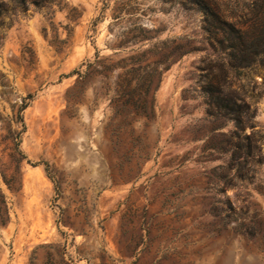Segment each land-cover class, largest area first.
<instances>
[{
  "label": "rangeland",
  "instance_id": "obj_1",
  "mask_svg": "<svg viewBox=\"0 0 264 264\" xmlns=\"http://www.w3.org/2000/svg\"><path fill=\"white\" fill-rule=\"evenodd\" d=\"M60 1L0 27V264H264V0Z\"/></svg>",
  "mask_w": 264,
  "mask_h": 264
},
{
  "label": "trees",
  "instance_id": "obj_2",
  "mask_svg": "<svg viewBox=\"0 0 264 264\" xmlns=\"http://www.w3.org/2000/svg\"><path fill=\"white\" fill-rule=\"evenodd\" d=\"M52 5H56L58 9L62 10L65 8V4L60 0H0V27H9L13 21L12 18L16 17V15L21 14L25 15L28 11L31 12H41L44 16L49 15V9ZM264 18V15H262ZM67 19L72 21L78 18L77 10L74 8L67 9ZM258 23H261L259 21ZM51 38L49 39V43L54 46L57 50H61L63 45L66 44L67 37L71 34V28L68 26H64L63 29L66 31L67 37L66 39H59L57 30L53 27L52 23L49 22ZM235 31V30H234ZM236 39L239 40V43H236V48L241 46L242 37L238 31H235ZM42 34L45 38L48 37V31L46 28H42ZM258 44L254 47V49L249 53V49L243 48L240 49L239 56H233L234 64L236 68H244L247 69L251 67L255 63V57L257 54L264 53V34L261 36L259 40H257ZM27 60L25 59L27 66L30 67L34 64L35 59L32 51L26 49ZM1 87L3 89H9L3 81L0 82ZM221 88L217 87V107L221 108L225 111L226 115H231L237 126H241L243 124H248L251 121L252 114L250 112L249 106L240 105L235 102V100L227 99L226 97L220 96ZM32 95H27L22 98L20 103L12 106L13 115L10 120H5L0 116V129H4L6 134L4 136L5 140H8L11 144V149L13 151H8V156L10 160L16 165H18V169L23 161L29 163L26 159V156L22 151L19 150V145L21 143V136L25 132V124L23 120L22 113L29 105V102L32 99ZM18 124L20 126V130H13L11 127V122ZM239 175H241L242 171H238ZM244 175V174H242ZM3 179L8 187H10V180L6 179L3 176ZM9 220V207L5 196L0 190V227H4Z\"/></svg>",
  "mask_w": 264,
  "mask_h": 264
}]
</instances>
